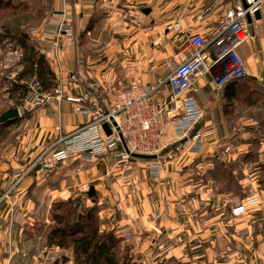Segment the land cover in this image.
<instances>
[{
  "label": "crops",
  "instance_id": "1",
  "mask_svg": "<svg viewBox=\"0 0 264 264\" xmlns=\"http://www.w3.org/2000/svg\"><path fill=\"white\" fill-rule=\"evenodd\" d=\"M239 1L73 0L76 39L62 54L64 69L75 76L66 82L67 94L89 93L103 110L110 111L129 81L145 87L169 74L181 61L187 39L210 34L225 11ZM177 21L182 29H169ZM252 23V39L238 49L247 75L222 88L204 76L187 93L204 112L195 128L215 130L201 153L193 154L190 142L177 140L173 116L178 111L167 84L152 100L168 110L163 143L177 141L183 149L158 178L149 176L148 160L122 159L114 151L91 163L66 162L48 176L61 184L62 175L74 172L78 189L84 182L93 185L102 230H114L121 238H165L163 252L151 264H263L264 118L254 114L260 113L264 103L260 81L264 72V8L261 19ZM75 108L76 104L68 101H53L36 109L30 116L34 125L24 139V160L28 162L83 123L84 117ZM76 163L81 168L72 166ZM12 164L15 171L0 175V264H18V257L23 264L26 255L21 233L27 224H33L34 201L28 186L34 176L23 178L6 200L2 197L23 163L15 160ZM229 169L233 170V185L223 188L218 180ZM57 192L71 194L68 188ZM254 193L261 196V203L233 218L232 208ZM14 212L20 213L15 217ZM154 226L156 234L149 230ZM140 254V260L149 264L148 256L145 259ZM35 259L41 264L40 257Z\"/></svg>",
  "mask_w": 264,
  "mask_h": 264
},
{
  "label": "built area",
  "instance_id": "2",
  "mask_svg": "<svg viewBox=\"0 0 264 264\" xmlns=\"http://www.w3.org/2000/svg\"><path fill=\"white\" fill-rule=\"evenodd\" d=\"M246 6L239 1L234 7L225 11L219 24L207 35L195 34L190 36L181 49V61L170 70L169 74L160 77L155 83L142 86L134 80L118 95L115 106L110 111L101 108L100 102L89 93L80 95H64L63 80L74 79L61 67L59 53L65 44L75 41L73 0H60V8L52 16L46 30V38L54 49L57 66L58 86L50 93L38 92L40 85L34 82L38 92L37 102L49 100L67 101L76 104V112L84 117L83 123L67 134L59 136L45 146L38 158L29 169L37 173L48 174L60 168L69 160L93 162L107 151H114L122 159H128L127 152L157 153L162 151L160 146L163 135L164 117L168 115L166 106L153 102L152 96L163 86L169 85L172 102L178 111L173 117L177 134L180 138H188V134L200 122L204 112L192 96L187 95L194 89L197 79L210 76L217 88H222L232 80H238L247 75L246 63L241 57L239 47L252 39L251 27L247 15L254 21L255 13L262 11L264 0H245ZM169 29L181 30L179 21L171 24ZM156 44L158 42H155ZM88 103V104H86ZM112 120L116 122L113 125ZM109 123L111 133L103 128ZM207 133H196L192 139L197 147ZM126 144V148L124 147ZM122 148V150H120ZM172 153H166L158 162L173 158ZM261 203L260 197L251 200V204ZM245 206L235 209L236 214L243 213ZM264 264V252L262 254Z\"/></svg>",
  "mask_w": 264,
  "mask_h": 264
},
{
  "label": "rangeland",
  "instance_id": "3",
  "mask_svg": "<svg viewBox=\"0 0 264 264\" xmlns=\"http://www.w3.org/2000/svg\"><path fill=\"white\" fill-rule=\"evenodd\" d=\"M59 8L60 0H0V116L13 107H18L21 114V116L15 119L9 120L5 123H0V175L14 170L12 161L20 160V162L23 163L22 166L18 167L19 169H16L17 172L14 173L16 177L13 181V184L10 187L9 185H6L9 187V189L4 195H2V197L4 200H6L8 196H10V193L15 188V186L23 181V178L29 175H32L35 178H38L39 176V179L34 178L33 182L28 186L29 196L34 201V207H31L33 208L31 209V216L33 217V221L31 222L33 224H27L21 233L23 238V245H21L22 251L23 254L26 255L23 264H34L36 262L35 257H40L41 264H74L72 250L69 248L59 247L54 243L55 241L51 242L49 239V233L55 226L53 214L58 211L57 207L61 201H66L70 198H76L79 195L82 196L83 204L86 206H92L93 203L96 202L95 196H93L95 199L93 201V198L89 197L88 195V190L90 189L89 183L84 182L81 186L83 187L82 189H78L79 187H76V179L78 175L74 172L68 175H62V177H64V183L60 184V181L57 183L56 179L48 177L56 170L48 174H37L36 170L29 169L31 164H33L38 158L42 149L28 162L24 160V157L26 156L24 155L25 151L24 153L22 152L23 145L27 144V140L25 141L24 139H27L28 131L32 125H34L35 121L30 116L36 111V109L38 107H43L53 101L57 103L67 101L64 99L66 97H64L62 101L53 99L44 103H39L37 105L35 104L37 102L36 95L38 92L43 94L50 93L59 84L57 81L56 66L59 63L57 64L55 61L53 46L47 40L45 34L46 30L48 29V25L52 20V16ZM10 33L18 36L21 33H26L28 35L29 44H33V46L39 50L40 53L44 54L54 74L52 77L53 85L51 89L45 90L42 84L37 80L36 75H28L23 79H17L18 75L23 70H25L27 64H25L23 61L25 58V51L22 49L21 45L17 42V40L5 36ZM66 45L68 44H65V46ZM59 54H61L59 55V59H61L60 64L61 67H63V50ZM62 81L64 95L67 96L68 94L65 88L67 85V80L62 79ZM34 82H37L40 85L38 92L34 89ZM21 85H25L26 88H22ZM118 95L116 102L118 100ZM256 97H258V94H256ZM258 110H260V113L257 112L254 115L259 118H264V103L263 107L259 108ZM166 117L167 116L164 117L163 124L165 129L160 142V146L163 148V150L157 153H152L153 155L157 156L155 159H146L150 162L148 174L151 178H158L161 173L169 166V162L173 161L183 149V147L180 145V143H177V141L170 145H165L163 143V139L166 134ZM196 133L208 134L202 138L199 147L196 146L195 140L192 139L193 135ZM214 136V128L196 129L194 127L193 130L189 132L188 138H180L181 136L177 134V140L183 141L184 143L190 142L191 152L193 154H199L203 151L208 140ZM124 147L126 148V144H124ZM229 149L230 147H227L225 151L229 152ZM120 150H122V148H120ZM166 153H172L174 157L165 160V162H158L163 159ZM142 154L151 155V153ZM20 158H22V161ZM70 161L80 162L77 160H69L68 162ZM72 166L78 169L80 167L77 163ZM256 167L257 166L255 165L253 168L256 169ZM232 176L233 170L229 169L227 171H223L218 183H220L223 188L225 186H232ZM255 180H257L256 185L258 184L261 187L262 184L260 179L256 178ZM62 188H68L71 191V194L68 196L63 194L59 195L57 189L60 191ZM257 196L261 199V196L257 193L245 195L242 199H240L238 204L232 208L231 216L233 218H238L241 215L246 214L250 209L258 206L259 204H251V200ZM87 198H89L88 201ZM98 206L100 207V205ZM239 206H245V211L243 213L236 214L235 209ZM61 210L62 209H60V211ZM19 213L20 212H14L15 217L18 216ZM149 230L153 234L158 233V229L155 226ZM116 235L119 237L117 233ZM119 238L120 243L117 248L118 253L128 254V256L132 257L134 261H137L140 264H147V262L145 263L140 260L138 257L139 253H142L140 255L145 259L148 256L149 264H151V260L156 258L157 254H161L165 248V238ZM141 241L142 245L140 246ZM262 254L263 252L261 253V256ZM16 262L18 264H22V261L19 259V257L15 258V263Z\"/></svg>",
  "mask_w": 264,
  "mask_h": 264
},
{
  "label": "trees",
  "instance_id": "4",
  "mask_svg": "<svg viewBox=\"0 0 264 264\" xmlns=\"http://www.w3.org/2000/svg\"><path fill=\"white\" fill-rule=\"evenodd\" d=\"M5 36L17 40L25 51L23 61L27 67L17 79L36 75L45 90L51 89L53 70L44 54L40 53L33 44H29L28 35L21 33L18 36L10 33ZM21 87L26 88L25 85ZM57 208L58 211L53 214L55 226L49 233V239L51 242L55 241L54 243L59 247L71 249L74 264H140L128 254L118 253L120 238L114 230L101 229L100 207L96 202L92 206H86L83 204L82 196L79 195L61 201Z\"/></svg>",
  "mask_w": 264,
  "mask_h": 264
},
{
  "label": "water",
  "instance_id": "5",
  "mask_svg": "<svg viewBox=\"0 0 264 264\" xmlns=\"http://www.w3.org/2000/svg\"><path fill=\"white\" fill-rule=\"evenodd\" d=\"M242 4L244 6H246V2L245 0H241ZM255 18L256 19H261V12L260 11H257L255 13ZM247 19H248V22L249 23H252V17L250 15H247ZM261 83L264 87V72L262 73V78H261ZM21 116L20 114V111H19V108L18 107H13V108H10L9 110H7L6 112H4L1 116H0V123H5L9 120H12V119H15L17 117ZM112 123L113 125H116V122L114 120H112ZM103 128L104 130L106 131L107 134H110L111 133V128H110V125L109 123H104L103 124ZM127 151L131 154V156L133 157H137V158H141V159H155L157 156L156 155H153V154H142V153H136V152H130L128 149ZM88 195L89 197L93 198V196L96 195V192H95V187L92 185L90 186V189L88 190ZM95 199L93 198V201Z\"/></svg>",
  "mask_w": 264,
  "mask_h": 264
}]
</instances>
